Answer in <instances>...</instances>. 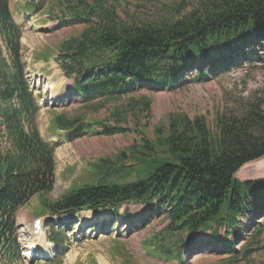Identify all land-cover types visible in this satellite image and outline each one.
<instances>
[{"label": "trees", "instance_id": "1", "mask_svg": "<svg viewBox=\"0 0 264 264\" xmlns=\"http://www.w3.org/2000/svg\"><path fill=\"white\" fill-rule=\"evenodd\" d=\"M8 3L0 0V147L5 146L0 152V168H5L0 175V259L4 264L21 260L15 217L35 195L45 214L59 222L84 211L109 210L116 216L124 205L148 204L152 215L163 214L168 224L159 237L145 240L146 246L150 253L170 259H179L180 252L172 248L176 242L183 251L187 247L183 239L198 233L209 231L211 243H218L217 232L223 229V251H230L233 260L240 254L235 244L242 234L250 230L256 237L264 234V223L257 222L264 221V180L234 179L242 166L264 157L262 105H249L239 116H218L212 129L204 117L171 115L165 135L159 136L158 130L153 141L140 137L129 165L119 163L109 174L98 166L89 175L91 181L74 183L57 200L49 199L58 144L39 134L40 108L30 92L22 58V28ZM57 5L58 28L83 26L78 35L57 45L56 59L64 77L73 80L71 94L92 115L51 117V129L64 132L68 142L93 134L96 125L106 136L130 132L102 125L93 115L124 100L105 110L109 120L120 123L121 113L134 119L148 116L150 101L130 98L136 92L174 89L190 75L202 81L207 74L264 58V0H201L181 17L135 24L120 17L121 0H57ZM61 234V229H52L49 235L55 258L66 251Z\"/></svg>", "mask_w": 264, "mask_h": 264}, {"label": "rangeland", "instance_id": "2", "mask_svg": "<svg viewBox=\"0 0 264 264\" xmlns=\"http://www.w3.org/2000/svg\"><path fill=\"white\" fill-rule=\"evenodd\" d=\"M201 0H121L119 15L128 23H152L162 16H183L191 10V5ZM13 18L22 27V55L30 73V84L35 91L40 89L41 93L35 92L36 97L42 95L46 99L42 103V109L36 117V123L40 134L44 139L49 135L48 122L54 113H64L67 116H92L83 109V106L72 105L59 107V102L54 101L65 85L72 81L64 79L61 72L52 64L57 44L70 36L80 33L82 26L54 29L58 22L57 0H37L32 6H23L26 0H9ZM32 11V12H31ZM20 12V13H19ZM30 12V13H29ZM24 13V14H22ZM49 58L48 64H36L35 58ZM193 75L188 76L191 79ZM208 79L203 81L190 80L184 85L172 90L141 91L130 96L132 99L146 98L150 101L148 116H139L134 119L121 113L120 123L109 120L105 110L118 107L124 100L114 102L105 110L93 115L101 120L102 125L130 129L131 132L106 136L102 134L87 135L72 143L67 141H54L59 147L55 150V180L51 193L47 196L51 200H57L66 189L74 183L91 181L90 174H94L98 166L104 168L105 173H112V168L119 163L128 165L132 157L136 155L140 137L154 140L156 132L165 135L171 115H182L190 119L204 117L212 129L218 116H239L249 105H262L264 111V59L260 62H247L237 69L217 73L215 76L207 75ZM43 88L48 89L43 93ZM58 88L60 91L58 92ZM56 93V94H54ZM53 94V95H52ZM257 101V102H256ZM41 104V103H40ZM47 106V107H45ZM145 126L143 128L142 126ZM142 127V128H141ZM93 132L101 131L96 125ZM63 139L62 137L58 138ZM263 159V158H262ZM257 161L249 163L240 169L235 178L246 180L258 175V167H253ZM39 196L35 195L25 206L19 209L16 215V225L19 244L34 241L38 246L50 248L47 240L51 236V230H62V237L67 240V250L60 258H34L27 262L24 256V248L20 254L23 260L12 264H176V260L160 257L148 251L145 240L159 237L167 225L163 215L151 216L152 207L148 204H129L126 206L127 216L121 224L108 227V223L101 221L99 226H84V221H89L104 214H110L109 210L95 216L92 212L84 211L81 218L71 221L70 225H50V217L39 206ZM125 208V207H124ZM124 208L119 210L122 215ZM43 215V216H42ZM40 219L41 229H36L38 235L34 234L33 222ZM99 220V219H97ZM48 223V224H47ZM105 223L107 226H102ZM98 225V223H96ZM48 225V226H47ZM71 227V229H70ZM74 228V229H73ZM79 230L76 232L75 230ZM251 230L244 239H239L236 249L240 251L237 259L233 260L229 253L218 254L209 251L211 248L219 247L209 241L210 232H205L190 238L194 240L190 254L182 256L181 264H257L264 261V234L260 237L254 236ZM100 234V235H98ZM102 234V235H101ZM66 235V236H65ZM220 239H223V230L218 231ZM103 236L104 240H100ZM228 237L230 235H227ZM39 237H43L41 241ZM188 240L184 239V242ZM174 252L181 254V244L176 242ZM46 249V248H45ZM50 259V260H47ZM0 264L4 261L0 259Z\"/></svg>", "mask_w": 264, "mask_h": 264}, {"label": "bare ground", "instance_id": "3", "mask_svg": "<svg viewBox=\"0 0 264 264\" xmlns=\"http://www.w3.org/2000/svg\"><path fill=\"white\" fill-rule=\"evenodd\" d=\"M135 24V23H134ZM239 32V31H238ZM237 38V37H236ZM257 102V101H256ZM135 118V117H134ZM95 218H91L90 219V221H84V226L85 227H87L88 225H91L92 224V226H90V227H93V224L94 223H92V220H94ZM66 221V220H65ZM96 221V220H95ZM63 223H65V222H63ZM96 225V224H95ZM94 225V226H95ZM76 231V230H75ZM253 233V232H252ZM102 235V234H101ZM40 239H42L41 237H39ZM100 240H104V237L103 236H101L100 237ZM32 243L30 242V243H28V247H30V245H31ZM41 249V252L40 251H37L38 249ZM45 246H41V244H40V246H35V248H34V250L33 249H30V252H32V254L35 256V255H39V254H46V252H45ZM26 253H27V250H26ZM25 257H29L30 256V254H29V252H28V254H25L24 255Z\"/></svg>", "mask_w": 264, "mask_h": 264}, {"label": "water", "instance_id": "4", "mask_svg": "<svg viewBox=\"0 0 264 264\" xmlns=\"http://www.w3.org/2000/svg\"><path fill=\"white\" fill-rule=\"evenodd\" d=\"M258 167V175L256 177L249 178L246 179L245 181H257V180H263L264 179V158L263 159H259L258 162H256V164L253 165V167ZM0 174L3 175L4 174V168H1L0 170Z\"/></svg>", "mask_w": 264, "mask_h": 264}]
</instances>
